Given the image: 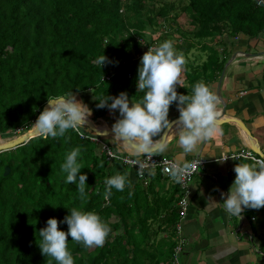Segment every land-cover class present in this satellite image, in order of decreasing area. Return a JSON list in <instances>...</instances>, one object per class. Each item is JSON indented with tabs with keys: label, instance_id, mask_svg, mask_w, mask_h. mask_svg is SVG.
<instances>
[{
	"label": "trees",
	"instance_id": "1",
	"mask_svg": "<svg viewBox=\"0 0 264 264\" xmlns=\"http://www.w3.org/2000/svg\"><path fill=\"white\" fill-rule=\"evenodd\" d=\"M148 29L162 32L152 38ZM261 33L264 6L255 0H0V139L30 127L47 98L92 90L94 118L108 117L107 107L97 108L108 96L126 92L141 100L137 78L143 38L157 44L170 40L183 54L176 90L187 95L200 81L215 91L230 38ZM200 51L204 56H197ZM103 54L108 62L102 66L97 60ZM191 56L197 58L191 61ZM105 76L110 78L102 80ZM174 107L175 102L169 119ZM91 136L81 128L64 137L39 135L0 153V264H56L42 255L36 240L49 218L62 221L72 208L96 212L111 228L103 247L86 249L69 236L74 264H173L181 186L160 171L133 181L130 167L108 159ZM75 148L80 149L78 175H87L83 201L76 184L65 183L61 168ZM118 173L128 182L123 191L113 188L106 200L105 180ZM245 211L255 214V209ZM58 226L67 232L66 223ZM259 238L264 252V232Z\"/></svg>",
	"mask_w": 264,
	"mask_h": 264
},
{
	"label": "clouds",
	"instance_id": "2",
	"mask_svg": "<svg viewBox=\"0 0 264 264\" xmlns=\"http://www.w3.org/2000/svg\"><path fill=\"white\" fill-rule=\"evenodd\" d=\"M107 62L104 54L98 57L97 63L102 66ZM185 63V57L177 53L170 40L156 47H148L138 68L137 91L144 92L142 99L139 102H130L127 93L121 92L118 96H108L97 104V108L119 110L120 118L112 125L111 141L128 146L137 157H145L144 161L139 159L129 161L133 166H139L138 176H143L151 158L163 151L165 130L175 131L178 135V144L185 154L193 152L197 144L210 140L218 131L216 106L219 101L207 84L203 81L197 82L187 95L178 94L176 90ZM174 102L179 117L176 121H170L169 110ZM47 104L48 107L40 112L33 123L36 133L44 138L64 137L68 130H79L86 125L87 118L91 115V112L86 111L87 106L78 101L73 93L47 98ZM154 137L160 139L154 140ZM79 153V148L70 151L61 168L67 174L65 183L76 184L80 199L83 201L87 198L85 191L87 175H78L82 169L77 163ZM228 158L225 155L217 162L227 161ZM200 163V160L196 162L198 165ZM193 168L194 165L191 163H185L183 166L173 165L169 169V174L179 183ZM234 172L235 180L228 192H220L226 212L241 217L245 209L258 210L264 207V164L259 167L248 163L237 164ZM126 182L127 176L119 173L107 178L104 198L107 200L110 197L113 188L123 191ZM213 191L219 189L214 188ZM209 201L216 203L211 197ZM69 210L70 214L62 221L49 218L47 226L39 230L42 239L39 242L36 240L42 255L51 257L56 264H74L73 256L68 249L69 236L72 241L82 244L87 249L103 247L111 232V228L96 212L77 208ZM60 223L68 225L67 232L60 230L58 226ZM48 264H51V261Z\"/></svg>",
	"mask_w": 264,
	"mask_h": 264
},
{
	"label": "crops",
	"instance_id": "3",
	"mask_svg": "<svg viewBox=\"0 0 264 264\" xmlns=\"http://www.w3.org/2000/svg\"><path fill=\"white\" fill-rule=\"evenodd\" d=\"M237 38L238 43H228L230 57L234 53L236 57L226 67L222 82L221 96L225 107L217 95L218 81L214 83V92L219 101L216 111L220 112L225 108L224 118L243 121L264 151V69L258 65L264 59V54H261L264 53V33L256 38L245 34H240ZM244 53L261 55L249 56ZM91 94L95 99L92 100L93 104L97 97ZM128 98L130 102L140 101L133 95H128ZM109 112L104 119L111 129L120 117L118 109ZM177 116L179 111L176 106L172 109L170 121ZM101 124L104 126V122ZM251 147V142L239 126L230 122H218V131L214 136L197 144L193 152H183L178 144V135L172 130L163 151L157 153L174 158L182 165L198 157L207 160L190 186L189 207L183 221L184 264H264V252L259 238L264 232V207L255 209L252 217L245 210L241 217L230 215L224 209L220 196L221 191L227 193L233 184L236 175L234 167L237 164L248 163L256 167L261 165L246 156L237 158L238 153L252 151ZM225 155L229 157L227 161L217 162ZM129 172L133 181L139 179L134 169L130 168ZM170 182L171 180H167L165 183L166 191L169 190ZM214 188L219 191H213ZM209 197L216 203L210 202ZM234 217L235 224L232 223Z\"/></svg>",
	"mask_w": 264,
	"mask_h": 264
},
{
	"label": "built area",
	"instance_id": "4",
	"mask_svg": "<svg viewBox=\"0 0 264 264\" xmlns=\"http://www.w3.org/2000/svg\"><path fill=\"white\" fill-rule=\"evenodd\" d=\"M110 78V76H105L102 80H108ZM92 134L91 139L98 141L102 144V150L107 154L108 159L112 160H118L123 166H128L131 169H134L136 172L137 177V170H138V165L133 166L131 163H129V161L132 160H136L139 159L141 161L145 160L144 156H139L137 157L136 155L133 154V152H128L125 150V152L127 153L126 155H122L120 154V152L122 151V149L120 147L117 148V150H114L113 147L111 146V143L106 141V140H102L99 137L96 136V134L90 133ZM242 156H246L249 158H252L256 161H258L261 164H264V161L258 157L257 155H255L252 151H246L243 153H238L237 154V158L242 157ZM200 160L201 163L200 165L196 164V162ZM191 164L194 165L193 170H190L185 176L184 179L182 180V182H179L178 184L181 186V194L180 197L178 199L177 205L180 208V216H179V220L176 223V233L178 234V241L179 244L178 246L175 248V252H174V256H173V264H180V259H179V255L182 252V250L184 249L185 246V238L182 235L183 231H184V224L183 221L187 215V211H188V207H189V200H188V196L190 193V186L191 183L194 180V177L197 173H199L200 168L207 163V160L205 159H201V158H195L193 159L191 162H189ZM173 165H178V166H183L182 164H180L179 162H177L174 158L168 157L166 155H154L151 158L149 167L147 169H145V173H150V172H157L160 171L164 177H168L170 179H172L170 177L169 174V169H171V167ZM173 180V179H172ZM173 182H176L173 180ZM177 183V182H176Z\"/></svg>",
	"mask_w": 264,
	"mask_h": 264
},
{
	"label": "water",
	"instance_id": "5",
	"mask_svg": "<svg viewBox=\"0 0 264 264\" xmlns=\"http://www.w3.org/2000/svg\"><path fill=\"white\" fill-rule=\"evenodd\" d=\"M255 2H257L261 6H264V0H255ZM261 54L263 55L264 53H261ZM261 54L260 53H249V54L244 53V55H249V56L261 55ZM235 57H236V54H234L232 56V58L226 62L225 68L223 69L222 74H221V76L218 80V84H217V93H218L217 95H218L219 101L223 105V107L226 106V104H225V102L221 96V87H222V82H223V78H224V73H225L226 67L230 64L232 59H235ZM46 107H48L47 102L44 104L41 111H43ZM38 116H37V118H38ZM224 116H225V108H223L222 111L217 112L218 122H230V123H233V124L239 126L243 130V132L245 133V135L247 136L249 141L251 142L252 151L255 154L259 155L264 160V151L262 150L257 138L252 134L251 130L247 127V125L239 119L224 118ZM178 117L179 116L173 118L171 121H176L178 119ZM100 119H102V118L101 117H97V118L88 117L87 123L85 126H87L88 128H91L93 130V133H95L97 135L112 138V135H113L112 131H111L112 128L111 129H104V128L100 127V125H99ZM171 132H172V130H165V133H164L165 143L169 139ZM105 133H107V135ZM36 136H39V135L36 133V131L33 127V124H32L26 130L19 131V132L15 133L14 136L10 137L7 141L1 142L0 143V153L7 151V150L14 149L18 146H21V145L25 144L26 142H28L31 138L36 137ZM9 171H10V167L6 166L5 174H7Z\"/></svg>",
	"mask_w": 264,
	"mask_h": 264
},
{
	"label": "rangeland",
	"instance_id": "6",
	"mask_svg": "<svg viewBox=\"0 0 264 264\" xmlns=\"http://www.w3.org/2000/svg\"><path fill=\"white\" fill-rule=\"evenodd\" d=\"M181 23L183 24L184 23V21L183 20H181ZM162 29V28H161ZM147 32L149 33V36H151L152 38L153 37H156L157 35H159L162 31L161 30H159V32L157 31H154V30H152V29H148L147 30ZM147 37L146 39H148V40H145L144 38H143V40H140V42L142 43V47H141V53H140V57L142 58V56H143V54L148 50V47H156V46H158L159 44H157L155 41L154 42H151L150 43V37ZM236 39H238V38H236ZM235 38H230V40L228 41L229 43H232V44H236V43H238L239 41H237ZM175 40H177V38L175 39ZM236 40V41H235ZM176 42V41H175ZM220 49L222 50L223 49V46H220ZM235 54V53H234ZM233 54V55H234ZM204 56V53H203V51H200V52H198L197 53V56ZM232 55V56H233ZM197 56L196 57H193V56H191V61L192 60H194V59H196L197 58ZM232 56L230 57V55H229V57L230 58H232ZM228 57V59H227V61L230 59ZM232 61V60H231ZM234 61V60H233ZM201 62V60L198 62V63H200ZM231 63V62H230ZM259 67L260 68H262V69H264V59L263 60H260L259 61ZM92 90H89L88 92H82V93H77V94H74L75 95V97H76V99L78 100V101H80V102H82L84 105H86L87 106V108H86V111H88V112H91V115L89 116V117H91V118H94V116H93V113H92V111L90 110V107L92 106L91 104H92V100H95V99H93L92 98ZM102 118H105V117H102ZM107 118V117H106ZM81 129H84L86 132H88V133H93V130L91 129V128H88L87 126H83V127H80ZM11 134V133H10ZM10 134H5V135H2V137L3 136H6V135H10ZM10 137H5V138H2V139H0V143L1 142H4V141H7L8 139H9ZM111 139L112 138H110L109 139V141L111 142V143H115V142H113V141H111ZM117 145H118V147H120L123 151H125L122 147H121V145L120 144H118V143H116ZM111 221H115L116 219L115 218H111L110 219ZM235 222H236V219H235V217L232 219V223H234L235 224ZM177 233H176V235H174V239H177ZM257 240V239H256ZM177 241H178V239H177Z\"/></svg>",
	"mask_w": 264,
	"mask_h": 264
},
{
	"label": "bare ground",
	"instance_id": "7",
	"mask_svg": "<svg viewBox=\"0 0 264 264\" xmlns=\"http://www.w3.org/2000/svg\"><path fill=\"white\" fill-rule=\"evenodd\" d=\"M101 122H104V126L101 124ZM99 125L100 127L104 128V129H110L109 126H108V123L105 121L104 118L100 119L99 121ZM122 147L127 150L128 152H133L131 148H129L128 146L126 145H122Z\"/></svg>",
	"mask_w": 264,
	"mask_h": 264
}]
</instances>
